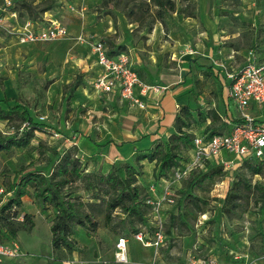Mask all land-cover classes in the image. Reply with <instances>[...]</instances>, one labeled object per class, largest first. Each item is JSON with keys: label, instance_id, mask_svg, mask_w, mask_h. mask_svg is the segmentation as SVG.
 <instances>
[{"label": "rangeland", "instance_id": "rangeland-1", "mask_svg": "<svg viewBox=\"0 0 264 264\" xmlns=\"http://www.w3.org/2000/svg\"><path fill=\"white\" fill-rule=\"evenodd\" d=\"M17 1L0 0V9L5 7L6 17L3 22L6 29L0 28V100L10 107L24 108L38 129L27 147L0 152V188L6 191L17 178L29 173H50L57 159L69 149L73 151L74 123L89 125L92 139L99 132L93 123L103 124L100 107L88 98L89 92L85 95L82 84L79 65L88 52L78 41L81 36L103 40L113 53H126L134 61L143 82L164 88L174 96L176 114L184 106L191 109L193 118L187 130L196 134L210 121L199 122L200 112L209 116L214 111L232 119L239 116L235 105L225 97L226 71L240 69L249 59L264 63V0H187L178 4L186 12L167 16L164 25L154 23L146 0H133L137 7L130 18L126 0H113L107 6L102 4L103 0H53L52 9L34 19L19 8ZM27 1L36 5L41 0ZM9 13H15V17ZM27 22H33L34 28L60 23L66 35L22 45L15 34L21 33ZM210 66L215 71L212 75L207 74ZM176 88L180 91L175 93ZM253 117L264 122V108L255 111ZM220 123L217 120L214 127L226 131V126ZM24 124L15 115L1 121L0 139L27 132L29 129ZM102 130L109 132V128ZM174 133L172 126L160 142L166 144ZM74 148L84 174L93 171L104 174L100 167L90 169L87 159L79 155L75 145ZM181 150L184 155L186 149L181 147ZM52 151L58 156H52ZM237 163V168L229 171L196 168L177 182L172 171L165 183L156 179L152 171L153 180L144 185H155L153 197L162 199L160 212L166 217V224L169 216L185 214L184 223L176 220L177 230L156 248L144 247L136 241L129 218L119 211L112 214L106 225L102 197L92 199L91 192L85 191L83 183L77 181L68 190L72 192L70 198L89 204L86 212L97 222L98 229L93 232L75 226L71 236L75 243L73 251H56L51 247L50 233L55 212L42 206L34 198L33 189L28 187L16 223L23 221V215H30L34 226L29 232L19 226L17 236L10 242L19 247L20 256L3 264H189L191 256L208 259L214 254L219 255L218 264H232L224 256L228 250L248 253L264 264L261 251L264 249V212H259L258 191L242 187L237 201L240 207L228 217L220 212V203L234 182L242 180L251 187L264 186V174L254 176L248 169L255 162ZM134 165L140 173L138 182L145 180L136 162ZM167 198L173 203H168ZM244 208L246 211L241 213ZM150 224L154 227L155 223ZM134 228L149 232L146 237L152 239L147 227L136 224ZM121 236L128 239L125 263H118L114 258L115 242Z\"/></svg>", "mask_w": 264, "mask_h": 264}, {"label": "trees", "instance_id": "trees-1", "mask_svg": "<svg viewBox=\"0 0 264 264\" xmlns=\"http://www.w3.org/2000/svg\"><path fill=\"white\" fill-rule=\"evenodd\" d=\"M111 1L113 0H103L102 4L107 6ZM146 1L147 10L150 12L154 23L157 21L164 25V19L167 16H171L173 13L184 14L186 12V10H180L178 4L187 0ZM126 2L129 4L130 9L127 17L130 18L134 13L133 9L136 5H133V0H126ZM32 3V1L29 2L27 0H18L16 2L19 8L28 14L30 19H34L50 11L53 6V0H41L36 5ZM134 21L138 22L136 19ZM84 51L88 52V49L84 48ZM111 53L113 54V52ZM213 72L215 71L211 66L207 68V74L212 75ZM77 85L78 82H76L75 86ZM225 88V93H227L228 86L226 85ZM12 115L17 116L21 123H26L29 130L27 132L22 131L7 139H0V152H7L12 148L27 147L33 137V132L38 129V125L24 108L21 106L10 107L6 101L0 100V122L9 120ZM198 117L201 123L205 122L206 119H210L209 124L200 132L201 135L208 134L212 136L228 132L230 131L231 123L237 122L236 119H232L230 116L228 117L229 120H224L221 115H218L214 111L210 112L209 116L200 112L198 113ZM192 118V111L188 106L180 108L179 113L175 114L173 119L175 133L170 135L166 144L159 141L148 153L138 156L136 158V165L139 166V161L144 160L154 163V177L161 181H167L169 179V172H174L175 169L189 162L190 152L193 148L192 141L196 134L187 130L190 127ZM217 120L221 122V125L226 126V131H219L214 127ZM71 147L73 151L69 149L62 157H58L59 159H57L50 173L44 171L29 173L21 178H17L6 191L12 192V196L8 197L0 208V243L9 242L14 239L19 231V226L28 232L33 228L34 224L30 215H23V221L18 224L16 223L18 210L23 205L22 198L28 194L27 188L30 187L34 191V198L42 206L50 207L55 212L50 226L51 247L56 251L66 250L72 252L75 243L71 239V236L75 226L93 232L98 229L97 222L93 221L90 214L86 212V207L89 204L82 201L77 202L70 198L72 192L68 190L77 181L83 183L85 191L91 192L92 199L102 197L106 210L104 215L106 225L111 221L112 214L119 211V213L129 218L130 224L133 227V235L142 232L141 229L134 228L136 224L147 227L153 235L155 229L150 224L152 206L147 201H155L156 198L150 194L149 186L140 183V181L138 182L140 173L137 168L125 163L123 165H113L107 174H99L94 171L84 174L81 169L80 160L76 155L77 149L74 146ZM181 147L186 149L184 155H181ZM52 152V156H58L55 151ZM72 152L76 153L73 155ZM250 161L255 162L254 166H248L252 175L264 174V160ZM205 167H215L219 171L222 170L221 166L210 162H207ZM244 186L248 191L254 189L258 191L257 201L261 203L259 212H264V186L256 184L254 187H251L246 181L243 182L241 180L233 183L220 203V212L226 217L230 216V214L240 207L237 201L241 197V188ZM147 209L149 211L148 215ZM245 211L246 208L242 209L241 213ZM184 219L185 214L171 215L168 218V224H166V217H164V225L166 224L164 234L167 237L171 236L173 231L177 230L176 220L184 223ZM148 233L144 232V234ZM261 251L264 253V249ZM224 256L227 261H230L228 252Z\"/></svg>", "mask_w": 264, "mask_h": 264}, {"label": "built area", "instance_id": "built-area-1", "mask_svg": "<svg viewBox=\"0 0 264 264\" xmlns=\"http://www.w3.org/2000/svg\"><path fill=\"white\" fill-rule=\"evenodd\" d=\"M6 5H9L8 3ZM5 7L0 9V28L5 21ZM14 18L15 13H9ZM48 27L34 28L33 22H27L21 33L15 34L22 45L36 42L56 40L66 35V30L60 23L51 22ZM13 29V27H11ZM80 44L88 49L97 68V74L91 82L92 89L101 95L117 94L122 102L130 107L145 110L147 103L145 98L149 94L163 95L164 88L149 85L141 80L132 66V62L126 53H111L108 46L101 39L79 37ZM225 78L228 85V98L238 110L237 122L231 123L230 131L209 136L208 134H195L190 152L189 162L174 170V181H179L191 170L203 168L208 162L222 167L223 171L236 169L237 162L248 160H264V122L257 121L249 113L253 103L257 108L264 107V63H255L250 60L236 71H226ZM224 120H227L224 118ZM27 126V124H24ZM28 128V127H27ZM75 140L76 135L74 134ZM75 144H73L74 146ZM164 183L167 181L162 180ZM155 186H149L152 196ZM165 195L169 194L168 185L164 188ZM12 196V192L0 188V208L4 201ZM2 198V199H1ZM168 203H173L170 198ZM161 200H148L152 206L150 223L154 224L155 232L152 239L146 237L144 232L133 235L134 239L144 247H159L166 241L164 234V216L160 212ZM128 239L118 237L114 247V258L118 263L127 262ZM232 264H259L258 257L248 253H238L228 250ZM19 247L12 242L0 243V264L6 260L20 256ZM211 256L205 259L189 258V264H218L217 257Z\"/></svg>", "mask_w": 264, "mask_h": 264}, {"label": "crops", "instance_id": "crops-1", "mask_svg": "<svg viewBox=\"0 0 264 264\" xmlns=\"http://www.w3.org/2000/svg\"><path fill=\"white\" fill-rule=\"evenodd\" d=\"M110 29L111 27H109ZM132 66L138 73L134 61H132ZM79 68L82 73V84L86 88L85 95L88 96L89 92L88 98L94 100L100 107L99 117L103 120V124L93 123L96 127L94 129L99 132L92 139L89 125L85 122L74 123L76 127L73 133L76 138L75 141L72 140L71 145L75 144L79 150V155L87 159L90 169L100 167L104 174L108 173L113 164L127 163L136 168L134 165L136 158L148 153L157 142L162 140L161 138L167 133V130L173 126V119L176 114L174 96L169 93L163 96L149 94L145 98L146 109L140 110L122 102L115 93L105 96L92 89L91 82L98 71L89 52L80 60ZM179 91L180 88L174 90L175 93ZM225 97L230 102L228 92ZM181 103H184L183 99ZM248 111L253 116L255 111H259V108L252 103ZM224 118L229 120L227 116ZM235 119L237 120V118ZM98 124L99 128H97ZM102 128H109V132H104L105 130ZM138 165L144 173L143 178L145 179H141L140 183L144 184L149 179L153 180L154 165L146 160L139 161ZM155 193L156 187L153 195Z\"/></svg>", "mask_w": 264, "mask_h": 264}, {"label": "bare ground", "instance_id": "bare-ground-1", "mask_svg": "<svg viewBox=\"0 0 264 264\" xmlns=\"http://www.w3.org/2000/svg\"><path fill=\"white\" fill-rule=\"evenodd\" d=\"M111 30V29H110Z\"/></svg>", "mask_w": 264, "mask_h": 264}]
</instances>
